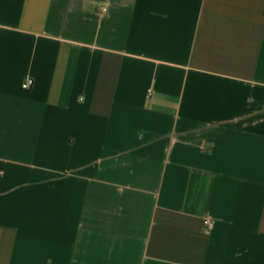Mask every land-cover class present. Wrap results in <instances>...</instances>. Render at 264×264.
<instances>
[{"label": "crops", "instance_id": "0c3cea01", "mask_svg": "<svg viewBox=\"0 0 264 264\" xmlns=\"http://www.w3.org/2000/svg\"><path fill=\"white\" fill-rule=\"evenodd\" d=\"M0 264H264V0H0Z\"/></svg>", "mask_w": 264, "mask_h": 264}, {"label": "built area", "instance_id": "2783aa9c", "mask_svg": "<svg viewBox=\"0 0 264 264\" xmlns=\"http://www.w3.org/2000/svg\"><path fill=\"white\" fill-rule=\"evenodd\" d=\"M33 85V79L32 78H26L22 84H21V88L22 90H30L32 88ZM205 225H208L210 223V221L207 219L205 220Z\"/></svg>", "mask_w": 264, "mask_h": 264}]
</instances>
